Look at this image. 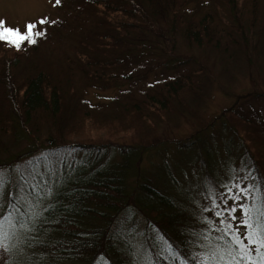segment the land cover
<instances>
[{
    "label": "trees",
    "instance_id": "16d2710c",
    "mask_svg": "<svg viewBox=\"0 0 264 264\" xmlns=\"http://www.w3.org/2000/svg\"><path fill=\"white\" fill-rule=\"evenodd\" d=\"M58 5L62 15L33 36L35 44L17 49L0 41V168L37 152L33 139L44 132L66 149L59 160L54 156L53 172L33 173L37 206L19 209L23 218L13 213L17 231L5 240L7 264H138L137 237L153 264H236L228 255L236 251L229 249L232 233L243 239L248 229L236 223L237 206L228 197H258L248 208L264 209V118L245 110L264 91L239 95L242 106L235 103L209 122L222 125L227 137L206 135L203 126L176 138L160 130L201 118L205 70L191 57L167 58L173 72L153 83L148 78L155 54L182 38L191 48L211 50L227 68L244 57L254 79L264 80V0ZM112 81L131 86L112 103L85 97ZM120 136L132 141L116 142ZM68 150L79 158L69 159ZM156 155L163 157L158 163ZM227 157L236 165L232 171L224 167ZM30 163L49 164L34 157Z\"/></svg>",
    "mask_w": 264,
    "mask_h": 264
},
{
    "label": "rangeland",
    "instance_id": "374dc122",
    "mask_svg": "<svg viewBox=\"0 0 264 264\" xmlns=\"http://www.w3.org/2000/svg\"><path fill=\"white\" fill-rule=\"evenodd\" d=\"M62 15V10L59 5L56 3V0H0V21L5 22L7 27L18 29L22 33L26 30V25L34 24L36 25L34 32H39L43 29L50 20L57 18ZM43 20L45 23L41 24L40 21ZM185 57L194 58L196 61L200 62V67L205 71L203 76L206 79V88L208 92L205 96V100L200 108L199 114L201 118L198 120L196 117H190V120L183 121L179 125L169 127L164 125L160 130L161 135H168L171 132L172 136L176 138H183L195 133L197 130L204 126L203 133L210 136H226V129L222 125L214 126L209 124V122L216 116H220L226 112L235 103H240L238 101L239 95H244L248 91L259 90L264 91V80L260 79L262 76L254 79L250 68L247 67L246 61L243 57V62L241 65L227 68V66L221 62V59L208 49L200 48H191L189 47L182 38H179L175 42L174 49H171L170 46L164 45V51L155 54V67L149 73L148 82L153 83L156 80L162 79L167 76L170 72H173L172 63H166L167 58H173L179 60H185ZM175 62V63H176ZM170 66V67H169ZM257 68V66H256ZM253 79H252V78ZM107 88H89L85 97L92 103L104 102L112 103L120 95L122 89H129L131 84L128 81H112ZM252 108L245 106L246 112L248 114L255 113L264 118V97L262 96L259 100L250 101ZM242 106L240 103L237 106ZM244 111V110H243ZM230 115L229 112L225 114V118ZM228 120V119H227ZM230 122V121H229ZM209 124V125H208ZM166 129H170L167 134ZM225 130V131H224ZM230 132V133H229ZM229 134L232 132L229 130ZM58 135V134H56ZM137 136V135H136ZM56 136H49L41 134L40 138L35 143L34 148L38 150L37 152L21 159L16 164L10 166L6 165L5 167L0 168V174L3 176L4 186L3 190L0 191V223H3L5 231L11 234H14L17 230L15 229V218L13 213L17 214V217L23 218V214L19 209H32L34 210L37 206L36 201L32 196V186L36 185L33 173L44 174L49 169L53 172L55 169L56 162H52L54 156L57 154V160L60 159L59 154H64L66 149L57 148V144H60V140L55 138ZM58 137V136H57ZM227 137V136H226ZM71 137H68L66 141H69ZM133 139V138H132ZM136 139V137H135ZM105 140V139H103ZM58 141V142H57ZM132 141L128 136H120L116 142L124 143ZM68 158L70 159L71 155L79 158L80 153L74 152L72 154L71 150H68ZM172 149L169 151V161L172 164H175L176 158L172 153ZM34 158H44L49 164L40 165V168H31L30 160ZM163 159V157L161 156ZM160 155L153 156L152 160L155 163L161 161ZM60 163V161H59ZM224 167L229 171H232L235 168L234 160L227 157ZM149 162L145 161V166H148ZM155 169V168H154ZM35 173V174H36ZM45 178H43V183ZM245 182L248 179H244ZM47 182V180H46ZM248 182V181H247ZM213 187L211 184L208 185L209 190L212 191ZM251 202H246L245 197L234 196L232 199L228 197L230 203H234L236 208V223H240L241 229L245 226L242 221L244 219V206L249 204L257 203V199H254ZM259 206V205H258ZM12 217L11 222L9 223L7 218ZM19 232V231H18ZM142 241V237H137L135 244L138 247V264H153L152 259L149 257L146 249L138 245ZM9 247L14 248L15 242H11V239L8 240ZM10 248L7 249L5 240L3 241V246L0 247V264L9 263L10 259ZM10 256V257H9ZM225 262H228L229 259H225Z\"/></svg>",
    "mask_w": 264,
    "mask_h": 264
},
{
    "label": "snow or ice",
    "instance_id": "6c2138e0",
    "mask_svg": "<svg viewBox=\"0 0 264 264\" xmlns=\"http://www.w3.org/2000/svg\"><path fill=\"white\" fill-rule=\"evenodd\" d=\"M56 3L59 4L60 0H56ZM41 24L45 21L41 20ZM36 25L28 24L26 25L25 32H21L18 29H13L7 27L5 22L0 21V41L7 42L12 46L19 49L21 45L28 41L29 43L35 44L36 40L33 39V36L42 35L41 32H34ZM4 180L2 174H0V191L3 190ZM230 211L234 212L235 209ZM217 215H221L217 213ZM10 223L12 220L11 214L7 218ZM243 225L248 229L246 236L242 239L236 232L232 233L231 241L229 242V249L232 245H235L236 251H229L228 255L233 261H236V264H242L244 260L251 259V264H264V209L260 206L253 205L252 208L244 206V219L242 221ZM232 229L230 224L225 226V232L227 233ZM9 238V233L5 231L3 223H0V247L3 246V241ZM247 240V244L244 240ZM248 245H253L249 249ZM255 253V257H251V253ZM239 257V260H237ZM220 260L224 259V256L221 255Z\"/></svg>",
    "mask_w": 264,
    "mask_h": 264
}]
</instances>
